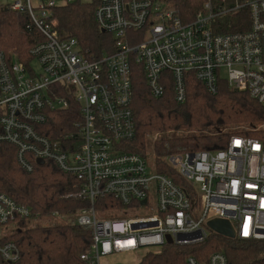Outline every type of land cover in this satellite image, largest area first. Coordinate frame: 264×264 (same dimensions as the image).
<instances>
[{
  "label": "built area",
  "instance_id": "2783aa9c",
  "mask_svg": "<svg viewBox=\"0 0 264 264\" xmlns=\"http://www.w3.org/2000/svg\"><path fill=\"white\" fill-rule=\"evenodd\" d=\"M72 1L2 4L25 12L27 28L42 38L28 48L23 61L0 51V143L14 147L17 163L27 172L42 159V164L50 162L81 180L71 196L89 205L51 216L72 215L71 224L90 228L91 242L80 259L86 264L104 259L106 264L113 254L149 248L145 255L165 244L199 243L211 231L206 222L215 217L227 219L237 238L264 239V147L257 139L232 135L222 149L172 153L161 160L126 150L136 131L131 88L135 63L154 97L170 81L175 101L183 102L185 75L192 74L209 93L224 80L264 106V0H221L216 7L207 0L188 22L167 0H97V26L114 39V49L99 58L86 55L75 38H62L54 28V8ZM238 10H246L248 27L217 31V19ZM56 84L65 86L79 104L78 140L68 135V150L38 129L51 109L67 105L59 90L49 89ZM158 161L174 168L180 182L159 172ZM104 197L118 205L98 203ZM96 203L103 207L96 208ZM128 209H144L145 214L121 217ZM30 217L35 216L29 207L0 192V231L5 230L0 264L19 258L16 244L4 239L5 227ZM185 264L227 262L221 252H213L205 260L188 256Z\"/></svg>",
  "mask_w": 264,
  "mask_h": 264
},
{
  "label": "trees",
  "instance_id": "16d2710c",
  "mask_svg": "<svg viewBox=\"0 0 264 264\" xmlns=\"http://www.w3.org/2000/svg\"><path fill=\"white\" fill-rule=\"evenodd\" d=\"M167 1L181 20L188 22L207 0ZM96 2L74 0L55 7L53 11L54 28L58 34L62 38H75L80 49L93 58L114 49L112 35L101 31L95 21ZM210 2L214 7L222 4L221 0ZM217 20L221 21L217 29L221 32L242 31L249 24L246 10L222 15ZM28 22L25 12L5 9L0 3V51L12 52L22 61L28 58V48L42 38L36 29L27 28ZM131 81L136 131L126 144L127 151L151 154L161 160L172 153L222 149L232 135L257 139L264 147V106L245 90L220 80L217 91L212 94L194 75L186 74L183 102L175 101L170 81L164 83V93L154 97L138 63L132 67ZM49 89L59 90L57 95L66 97L67 105L51 109L45 124L38 129L61 150H68L67 136L73 134V139L78 140L79 104L74 94L66 92L65 86L56 84ZM228 127L233 130L225 131ZM149 143L151 148H148ZM156 165L159 172L180 182L176 170L170 165L164 161H158ZM80 188L81 180L50 162L41 165L34 162L33 170L25 171L16 161L14 147L0 143V192L29 207L33 216L51 217L86 208L89 205L87 200L71 196ZM99 202L118 205L110 197L98 199ZM102 207L96 203V208ZM4 239L13 241L19 251L18 260L11 264H86L79 256L88 249L91 233L89 227L58 223L7 231ZM213 252H221L227 264H264V239H229L209 231L202 242L165 244L156 252H147L137 264H185L188 256L205 260Z\"/></svg>",
  "mask_w": 264,
  "mask_h": 264
},
{
  "label": "rangeland",
  "instance_id": "374dc122",
  "mask_svg": "<svg viewBox=\"0 0 264 264\" xmlns=\"http://www.w3.org/2000/svg\"><path fill=\"white\" fill-rule=\"evenodd\" d=\"M13 0H0L1 4H6L9 2H12ZM34 70L36 72H39L38 65L36 63L32 64ZM223 74H225L223 72ZM225 131H231L233 128H225ZM167 135V134H163ZM148 148H151V144L149 143ZM150 158L153 156L151 154L148 155ZM195 188H199V184L196 182L192 183ZM145 214V210L141 209L140 211H133V210H126V213H124L121 217H130V216H135V215H142ZM74 220V216H53V217H30L22 222L19 223H14V224H9L5 227L6 231H15L18 229H24L32 226H38V225H48V224H58V223H71ZM2 232H5V230L0 231V235ZM149 248H143V249H138L135 252L132 253H119V254H113L107 256L105 259L107 261L106 264H137V262L141 259L143 254L148 250ZM154 249V248H151ZM105 262L103 259L102 261Z\"/></svg>",
  "mask_w": 264,
  "mask_h": 264
},
{
  "label": "water",
  "instance_id": "95a60500",
  "mask_svg": "<svg viewBox=\"0 0 264 264\" xmlns=\"http://www.w3.org/2000/svg\"><path fill=\"white\" fill-rule=\"evenodd\" d=\"M6 9V8H5ZM43 163L42 159H37V164L41 165ZM145 200L142 201L144 203ZM207 227L214 233L221 235L223 237L233 239L235 238V231L232 224L227 219L222 218H211L207 222ZM167 242L171 243V238L167 237Z\"/></svg>",
  "mask_w": 264,
  "mask_h": 264
}]
</instances>
